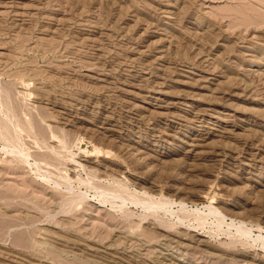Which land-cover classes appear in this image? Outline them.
<instances>
[{
  "label": "rangeland",
  "instance_id": "374dc122",
  "mask_svg": "<svg viewBox=\"0 0 264 264\" xmlns=\"http://www.w3.org/2000/svg\"><path fill=\"white\" fill-rule=\"evenodd\" d=\"M0 134V264H264V0H0Z\"/></svg>",
  "mask_w": 264,
  "mask_h": 264
},
{
  "label": "bare ground",
  "instance_id": "6f19581e",
  "mask_svg": "<svg viewBox=\"0 0 264 264\" xmlns=\"http://www.w3.org/2000/svg\"><path fill=\"white\" fill-rule=\"evenodd\" d=\"M1 135V134H0ZM6 137H7V135H5ZM1 137H2V135H1ZM4 138L5 137H3L2 139H3V141H4ZM10 139V138H9ZM6 140V139H5ZM8 142H10V141H8ZM8 142H6V143H8ZM12 144V146H10ZM11 144L9 145L8 144V148L9 147H11V152H14V151H16V150H19V152H21L22 154H24V155H26V156H28L27 155V152H25L24 150H22L21 149V147H20V143L17 145V144H14L13 143V141L11 142ZM14 144V145H13ZM7 145V144H6ZM22 146V145H21ZM5 148H7L6 146H5ZM9 150V149H8ZM7 151V150H6ZM9 153H10V151H9ZM15 153H18L17 151L15 152ZM19 154V153H18ZM21 155V154H20ZM20 155H18V156H20ZM21 157H23V156H21ZM24 158V157H23ZM139 158V157H138ZM24 160V159H23ZM105 195V194H104ZM104 201V200H103ZM149 204V203H148ZM215 212H217V211H213V210H211L210 209V211H209V213L210 214H214ZM219 213V212H218ZM217 214V213H216ZM220 214V213H219ZM209 215V214H208ZM225 215V214H224ZM210 216V215H209ZM219 220V219H218ZM224 221V219L223 220H219V222H218V224H222L223 225V223L225 222H223ZM226 223V222H225ZM228 225H230V226H234L235 228H236V230H237V233H238V235L240 234V235H243V236H248V235H250V232L251 231H248L246 228H243V226L241 225V224H235L234 223V220L232 219V222H231V224H228ZM227 225V226H228ZM258 238L260 239L261 238V236L259 237V235H258ZM257 238V239H258Z\"/></svg>",
  "mask_w": 264,
  "mask_h": 264
}]
</instances>
